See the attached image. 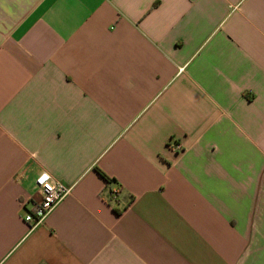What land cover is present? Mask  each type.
I'll return each instance as SVG.
<instances>
[{
  "label": "crops",
  "instance_id": "1",
  "mask_svg": "<svg viewBox=\"0 0 264 264\" xmlns=\"http://www.w3.org/2000/svg\"><path fill=\"white\" fill-rule=\"evenodd\" d=\"M0 264H264V0H0Z\"/></svg>",
  "mask_w": 264,
  "mask_h": 264
},
{
  "label": "built area",
  "instance_id": "2",
  "mask_svg": "<svg viewBox=\"0 0 264 264\" xmlns=\"http://www.w3.org/2000/svg\"><path fill=\"white\" fill-rule=\"evenodd\" d=\"M173 150H180L179 143H172ZM34 184L40 195V200L34 203L32 210L27 211L23 215V220L28 224L29 228H33L48 215V213L70 192V187L59 181H53L50 176L45 173H39Z\"/></svg>",
  "mask_w": 264,
  "mask_h": 264
}]
</instances>
